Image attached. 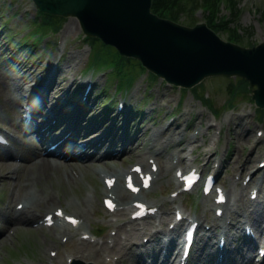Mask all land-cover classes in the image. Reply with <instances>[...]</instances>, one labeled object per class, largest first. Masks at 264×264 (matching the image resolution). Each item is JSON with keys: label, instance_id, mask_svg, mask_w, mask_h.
I'll return each instance as SVG.
<instances>
[{"label": "rangeland", "instance_id": "rangeland-1", "mask_svg": "<svg viewBox=\"0 0 264 264\" xmlns=\"http://www.w3.org/2000/svg\"><path fill=\"white\" fill-rule=\"evenodd\" d=\"M186 1L191 2L192 0ZM221 1L227 3L221 4L218 11V21L222 18H224L223 21L226 19H230L231 21L234 20L231 25L240 33V44L249 47L264 40V0H236L237 8L239 9L237 15H234L233 11L230 9L233 7L231 0ZM196 2L198 5H201V2L202 4H205L204 0H196L195 3ZM33 4L34 3L29 0H0V53L2 50L8 53L6 54L7 58L0 60V68L11 60L10 62L13 67L21 68L25 66V72H23L25 75L32 77L33 79H37L42 84H45L48 75L52 74L57 67H60L62 69L57 76V82H60L62 86L59 90L51 89V91H54L56 94L55 99L61 100V102L63 101L62 103L64 104L65 101L70 99L73 95V97H75L74 99L79 101L84 97V92L82 95L80 91L76 93V88L78 87L79 82L85 78V76L82 77L83 74L81 73H86L82 71H84L87 64L92 61L91 59L93 58V54L97 55L101 53L104 57H109L112 60L114 51H112L109 47L101 45V42H98L95 44V50L93 53L91 51L90 44L86 43L83 39V31L79 21L75 17H69L66 18L63 23V27L60 30L56 32H48L44 36V39L38 48V52L33 54L30 53V44L20 46L19 42L21 44L22 38L24 36H28L32 30L37 31L41 29L42 21L33 20L31 22L32 25L29 23L35 15L26 11V9L31 8ZM208 13L209 12L202 13L201 8H198L195 14H192L189 9H184L180 12L179 19L177 21L181 24H192L193 21L198 22L205 20L204 17ZM223 21L221 20V22ZM217 30V33H219L221 37L224 39L229 38V32L225 28ZM58 38L61 41L63 40L62 44H57ZM18 54H20V56L15 58L14 56ZM23 61L26 62L24 63ZM138 70L139 66L134 67L133 64L127 65L123 72L124 76L121 75L119 77L122 79V86H125V82H127V78L130 75L138 74L133 88L128 92V96L125 93L128 101L126 107H133L134 111V114H131L127 123L128 130L126 137L129 138V140L135 137L137 139V136H135L134 133L137 134V132L142 129L145 133L138 140L139 142H142L144 139L147 140L151 131L166 124V121H164L165 117H172L173 115V117H176L175 119L177 122H179L182 127H185L184 129H186L188 125L191 127L190 131H182L183 133L185 132L184 136L188 138L194 133V129L201 122H203L205 126L204 129L208 135V141L201 139L203 147L200 149L198 148V151L193 154L195 162H198L200 166H205V169H209L210 166L214 167L216 159H219L218 156L222 155L221 157H224L226 162L224 166L219 168L218 180L220 182L229 183L230 179H233L235 175L237 177L241 174L242 177L239 178V186H241L243 177H245L246 173L251 171V168L247 170L243 169L242 171L241 166L243 162L251 156L252 158H250L251 161L249 166H253L255 168L259 164V159L264 158V136H262L260 143L258 142L255 144V138L259 137L257 130L264 129V117L262 118L264 109L260 108L258 113H255L256 103H254L251 98L244 96L247 92L244 94L237 93V95H239L235 97L236 100L234 101L236 105H229L232 103L228 101L230 95L232 94L229 88L230 84H237V82L235 83L234 81H236V79L238 80L240 76L230 77L231 79H229L226 75L214 76L207 77L203 81L204 84L200 86V90H202L205 95H209L210 98L212 97L214 105L217 108H220V114L216 115L210 105L207 106L201 99L194 96V91H192L193 88L189 89L184 94V92L179 87H175L174 84L165 82L162 78L157 81H151L146 71L137 72ZM98 71L99 68H97L95 71L96 73H94V79L98 80V87L92 91L90 96L91 103L95 104L93 107L94 110L92 112L86 110V114L89 113V119L98 120L101 125L98 129V133H102L110 129L113 130L112 132L116 140L113 147H116L115 149L119 150L123 144L121 135L126 128V122L124 125V114L121 115L122 120H118V122L115 120L116 118L115 116L113 117V115L112 117H109L110 121L107 123L103 122L104 119L105 121L106 118L109 119L108 116H106V112L109 110L108 104H106L108 101L105 102V105H103V98L108 95L112 98L116 87L114 83L112 87L107 86L106 77L104 75H100V72L98 73ZM75 80L77 81L76 83ZM57 88L58 86H55V89ZM251 88L253 89L254 86H249V92ZM238 89L239 85L237 86V90ZM240 91H242V88ZM50 93L51 92L49 91L48 96H50ZM103 94L108 95L103 97ZM119 95L120 93H118V96L115 98L116 101L110 106L112 107L114 105L113 108L115 107V110L117 108L116 103L118 102V99L120 97H125ZM6 96L7 92L3 90V87H0V122L6 123L14 128L16 127V125L13 124L14 117L18 116L17 109L19 105L17 104L15 106H11L7 104L3 106V100ZM80 109L84 111L81 105L77 107V110ZM73 117L74 116H72V118ZM215 119L218 122V126L222 129L221 144L226 145L227 148H225V150H220L218 154L213 152L215 154H213L212 161L209 166H206V159H204L206 158L204 156L205 153H202V151L203 149L212 147V137L215 133H217L216 127L209 128L207 124L210 120L214 121ZM70 121H73V119L70 118ZM89 121L90 120H87L86 118L83 126L85 127ZM240 123H242L244 127H239L238 124ZM123 125L124 129L122 128ZM22 142L27 145L26 139L23 141L20 140L19 144ZM230 142L233 145L227 155L226 151ZM179 147L180 146H178V148ZM30 149H32V147H30ZM171 149L173 150V148ZM211 149L215 151V146ZM17 153L20 154L22 152L19 150ZM15 158L16 156H14V162ZM114 161L115 165L119 168H126L131 163H134V161H137V156L133 153L126 156H120ZM15 163L17 166L21 167H23L26 163L28 164V162H21L19 164L17 162ZM60 170L61 168L56 170V176H52V182L50 178L48 179L46 185H49V182L53 184L56 190L60 193V203L67 207L68 211L72 213L76 212L68 207L67 200L76 198L79 201V199H86L88 194L94 195V203H91V209L87 214V225L94 231L97 230V227L103 228L102 231H100L102 232L101 237L98 238L100 242H95L98 246L96 244H92L90 241L79 238V232L76 236L70 237L66 243H63L61 239L62 233L57 232L54 228H36L27 223L24 224L19 222L18 225H15V228L17 227L16 234L4 242L0 248V264H29V261L31 260L37 264H49V258L50 261L56 262L51 256L50 250L58 244L60 249L58 251V255L56 256L57 262L55 264H58V262L66 264V255L70 252H75L74 254L76 255L83 254V252H85V256L82 259L102 264L98 257L94 256L95 251L101 247L102 242H106L105 244L109 246L111 252L110 255H112V257L115 259L122 257L121 264H141V262H137L138 258L144 259V256L147 254L142 251H137V247L131 245V243L125 242V235L132 232L137 233L139 230L149 226L152 229L156 220L153 218L150 220L145 219L143 222H136L138 229H132V225L130 223L125 224L128 220H130L129 214L125 213V211H119L114 214L108 212L106 214L104 211L102 207L104 194L101 190L103 185L97 173L91 171L83 180H79L76 183H68L65 179V175L62 176V173L59 172ZM27 172V170H22L19 173L15 172L5 176L3 174H6V168L0 162V223L1 220L8 222L11 219V213L5 209L7 205L13 208L15 203L20 199V197H14L12 194L14 183H16L18 175H22L24 177ZM260 174H264V168H260L256 172V175ZM158 182L160 181H157L155 188L160 187ZM169 184L171 185L170 187L164 186L163 188L168 191H170L172 187L175 189L177 188L174 182ZM250 187L245 189L244 200H237L232 207V204L235 202L234 198L231 205L225 206L227 214L231 215V217L227 215L219 219L220 221L233 220V223L231 222L232 224L240 226V232L235 233L233 230V232L227 234L229 242H231L232 245L230 254L233 258L238 256V253H240L238 250H242L241 246L244 242L242 232H244L243 227L245 221H253L254 223V210L261 205L264 207L262 202L256 205L257 203L250 198ZM238 190L239 189L236 187L235 191ZM150 194L151 193H147L146 197H150ZM161 197V195L156 194V201H160L159 199L162 200ZM204 198L205 197H203L199 191H195L191 198L187 194L180 196V201L183 202L184 205H187L186 201L188 199L190 202L193 201L194 203H192V207L187 205V207L185 206L186 209L196 213L198 217H202L203 220L207 221L205 223H209L215 217V210L213 209L215 206L212 204L211 198L210 207L206 208L204 206ZM38 209H40V207ZM246 213L249 214V216L247 218H243ZM169 220L170 219L167 216V220L164 223L162 222V225H165L164 227H168L170 222ZM8 223L5 224L9 225L10 223ZM118 226L122 227L118 229ZM254 227L256 228L257 226L254 225ZM176 229L178 230V233L173 232V236L178 239L179 236H181L183 229L178 226ZM176 229H174V231ZM113 230H117L118 232L116 233ZM117 235L123 236V239L119 241L118 245H116L113 241V236ZM145 238L146 237L142 235L139 240L142 241ZM203 238H205V235L200 232L197 236L195 250L193 253V258L195 255L193 264H211L214 261L216 255L215 251L212 252V259L210 258L211 256H208V258L202 259L200 262L198 261V258H196L199 254L198 249L204 240ZM214 240L217 241V237ZM147 246L148 253H150L152 248H157L160 245L158 240H154ZM117 251H119V253ZM105 253L107 254V250L103 251V255H106ZM246 264H249V262Z\"/></svg>", "mask_w": 264, "mask_h": 264}, {"label": "water", "instance_id": "water-1", "mask_svg": "<svg viewBox=\"0 0 264 264\" xmlns=\"http://www.w3.org/2000/svg\"><path fill=\"white\" fill-rule=\"evenodd\" d=\"M49 13L79 18L84 30L168 81L193 87L208 76L247 78L264 107V42L245 47L223 40L207 23L181 24L153 13V0H35ZM75 264H81L76 261Z\"/></svg>", "mask_w": 264, "mask_h": 264}, {"label": "bare ground", "instance_id": "bare-ground-1", "mask_svg": "<svg viewBox=\"0 0 264 264\" xmlns=\"http://www.w3.org/2000/svg\"><path fill=\"white\" fill-rule=\"evenodd\" d=\"M16 57L20 56V55H15ZM60 67H57L54 72H52V74L48 75L47 78V86L49 88V91L52 89L54 90H59L62 86V84L60 82H57V76L58 74L61 72ZM5 79V77L3 75L0 74V80ZM56 81V82H55ZM54 82V84H52ZM89 81H87L85 84H83L81 87L85 86V85H89L88 83ZM55 86H58L57 89H55ZM9 92L7 93L6 98L3 100L4 103L2 104L4 105H11V106H15L18 104V102L20 101V99H22V97L20 96H16L15 97V86L14 85H9ZM80 88V87H79ZM77 89L78 91H80V89ZM93 90V88H91L89 91V93H91ZM11 91H14L11 92ZM77 91V92H78ZM14 95H12V94ZM54 93V91H53ZM51 99H54L55 96L54 94L51 95ZM46 102V99L44 100ZM52 101V100H51ZM55 103V107H60L61 106V100H58ZM82 106V110H80V113L82 115H80V119H78V123L79 120H83L84 118H86L87 114H86V110H90L93 109L94 105L91 103L90 98L87 97L86 99L80 101L79 103ZM38 109V106L36 107ZM75 110H77L76 108H70L68 109V111H70L69 115L71 116L73 113L75 114L76 112H74ZM91 112V111H89ZM69 116V117H70ZM17 126V122L14 123ZM239 127H242L243 124L240 123L238 124ZM237 126V127H238ZM179 127H181V125L179 124V122L175 123L173 125V127L170 129L168 136L166 138V141L172 140L171 138H174V136L177 135L174 134L176 128L180 129ZM244 127V126H243ZM88 128L90 129H99L100 128V124L98 123V121H96L95 119L93 121H91V124L88 126ZM165 130H162V132H153V134H151L150 138L148 140H143L142 141V145L140 146V143L135 144L133 141L130 142L129 145H124L121 152L122 153H126L127 154H131V153H135L137 155V160L138 162L136 164H142L143 166H151V158H155L156 160H159L160 162H162L161 165V173L163 174L164 177H167L169 175V173L177 167L178 164H175L173 162V158L174 154L177 153L178 148L174 150V153H170V150L168 149L169 146L171 144H173L174 141L176 140H172V142H162V140L160 139L161 134L164 133ZM111 131H105L103 133H101L97 138H96V143L100 145L97 147V149L95 150V152L92 151H87V150H83L80 153V156L82 157H92V156H96L97 154H101L102 150L101 147H103V145L107 142V139L111 137ZM160 133V134H159ZM142 135H144V132L142 129H140L137 132V138L142 137ZM171 136V137H169ZM260 137L259 140L260 141ZM134 140V139H133ZM109 141V139H108ZM31 146V145H30ZM86 145H83L82 148H85ZM139 147H144L143 149H139ZM13 153H15L14 150L10 151L7 150L5 151H0V162L2 163V165L6 168V174L3 175H9L11 173H19L22 170H27L28 172L26 173V175L23 177L22 175H18L16 183H14V192L18 195V193L23 189H29L31 191H33L29 196L30 198H28L25 202L26 205L24 207L25 211L22 212H18L16 214V216L14 217L13 223H19V222H28L32 219H40L41 215L40 213H38L36 209L32 210L31 208H37V207H43V209H48V212H51L52 210H50V208L52 207V204L55 203L56 204V200L57 202H59L60 200V193L58 190H56V188L53 186L52 182V176L53 174L56 173V168H58L59 166V162L57 160H53V158H41L39 155V151H33V158H31V162L28 161V164L26 163L23 167L21 166H17L15 164V162L13 160H11V157H14ZM191 153V152H189ZM188 158V157H187ZM251 156L247 158V160L243 163L244 167H247V164L250 163L251 161ZM180 161H182L183 159L179 158ZM223 163L225 164V161L222 160ZM262 160L259 161V166ZM187 162L191 165V161L187 160ZM104 167L108 168L106 169L110 175L114 176L116 175L118 177V180L121 179V177L119 175H121V170H118L117 168H115V166L113 164H106L104 165ZM192 167V166H191ZM190 168V167H189ZM106 170H102V171H106ZM2 175V176H3ZM255 173H252L251 176H253L252 178V182H255L257 178L254 177ZM84 177V175H83ZM51 178V182H49V185H46L48 179ZM82 178V177H81ZM80 178V179H81ZM262 180L264 181V175L263 177H261ZM260 178V179H261ZM260 179L257 180L256 186H259L261 184ZM79 180V179H78ZM103 181V180H102ZM235 180L232 179L230 182V192L234 193V189L235 187H238V182H234ZM134 185H136L135 183H133ZM23 187V188H22ZM22 188V189H21ZM31 188H35V189H31ZM105 188V187H103ZM239 191H237V193L235 194V196L240 199V200H244V191H245V187L241 186L238 188ZM28 190V191H29ZM229 190V189H228ZM105 192H109L112 196H117V201L120 202L121 205H124L123 209H127L126 205L129 204L130 202H133L135 200H137V198H132V194H131V199H127L125 195H130V191L128 189L125 188L124 185H121L120 182L117 181V184L115 185V187H113L111 190L106 188L104 189ZM125 194V195H124ZM139 198V197H138ZM72 200V199H71ZM70 202L71 206H75L76 203H73L72 201ZM85 202H87V200L85 199ZM122 202V203H121ZM159 203V202H158ZM208 203H210V200H208ZM207 203V204H208ZM87 204H89L87 202ZM264 204V203H263ZM153 205H158L156 203H154ZM76 208V210L78 211V217L79 218H86L87 220V214H88V210L86 208H83V206H76L74 207ZM165 208V212L168 213V210L166 207ZM27 211H29L30 213H27ZM41 211V210H40ZM264 207L261 205L260 207L256 208L254 210V225H256L257 229L262 227V223L264 220ZM22 213L27 214V215H22ZM42 213V211H41ZM46 213V214H47ZM163 214V212H161ZM165 214V213H164ZM167 215V214H165ZM77 216V215H75ZM187 219V217L185 218ZM183 219V220H185ZM174 220V217H173ZM181 220V221H183ZM181 221L179 223H181ZM178 223V224H179ZM80 228L84 229L85 231L83 233H88V227L87 224H85V219H83L81 221L80 224ZM156 226H154L155 228ZM221 227L224 228L225 231H229L230 230V225H227L226 223L220 221V222H214V224L212 225V228L210 230H205L203 231V234L205 235V238H203L204 240L202 241V244L200 246V248L198 249V261L201 262L202 259L208 258V255H210V253L213 252V250L216 249V242H215V233L217 231V228ZM57 228L62 229V230H66L67 227L65 225H60ZM233 229V228H231ZM75 232H72V234H74ZM172 233V231L165 230V229H159L157 228L149 231V228H143L142 230H139L137 233H130V235L125 237V240L130 241L129 243H131V245H134L137 251H142L145 252L147 255L144 256V259L142 258H138L137 262H141V264H168L170 262V257H171V253L170 250L175 248L177 250L178 248V244L175 243L174 241H170L168 242V244L170 245L168 252L165 255V258H161L160 256L163 255V246L162 245V236H170V234ZM143 236H150V239L148 241L142 240L140 241L139 238ZM114 241H116L115 243L117 244L119 241H121L123 239L122 236H113ZM159 241V247L157 248H152V250L150 251V253H148V244L152 241ZM103 246H101L100 248H98L95 251L94 256H97L99 261L102 264H121V259L120 260H115V259H110V260H106L104 255H103V251L110 252L109 247L105 244V242L102 243ZM232 247L231 242H228L225 245V250H229ZM93 252V251H92ZM91 252V254H92ZM119 253V251H117ZM106 254V253H105ZM249 254V253H247ZM74 254H70L69 256H73ZM103 255V257H102ZM108 255H110L108 253ZM68 256V257H69ZM248 256V255H247ZM122 258V257H121ZM143 260V261H141ZM136 264V263H135Z\"/></svg>", "mask_w": 264, "mask_h": 264}, {"label": "trees", "instance_id": "trees-1", "mask_svg": "<svg viewBox=\"0 0 264 264\" xmlns=\"http://www.w3.org/2000/svg\"><path fill=\"white\" fill-rule=\"evenodd\" d=\"M196 0H192L191 4L190 2H187L186 0H153V6L152 9L153 11H155L156 13L163 15V16H168V17H172L175 19H179V15L180 12H182V10L184 9H189V11L192 13L193 10L197 7V2L195 3ZM233 2V1H232ZM205 3V7L207 8V10H209V12H211L209 14L210 16V21L209 24L212 25L214 28L216 29H226L227 31L230 32V39H234L236 40L238 37H240V33L238 32V30L235 27H232L230 19H226L223 21L224 18H222L221 20L223 22L218 21V11H219V4H220V0H204ZM236 3V1L234 2ZM233 3V4H234ZM191 5V6H190ZM234 15H237L238 13V8L236 6V4H234V10H233ZM49 17L54 21L56 28H59L60 25L62 24L61 21H63V17H58V16H51L49 15ZM94 40H100V39H94ZM116 57L119 58V62H117L119 64L120 67H124L130 64H133L134 67L139 66L142 70H144L143 65L141 64V62L137 59L134 58H128V57H123L120 56L118 57V55L116 54ZM150 75L153 78H157L154 74L150 73ZM133 76V75H131ZM237 84L239 85V89L237 90V84L231 83L230 84V91L233 94H237L238 92H240L241 88L242 89H246L247 90V82L244 79H238V81H236ZM198 87H196L197 89ZM197 97H202L204 99V101L210 102L209 98H207L205 95L203 94H199V92L195 93Z\"/></svg>", "mask_w": 264, "mask_h": 264}]
</instances>
